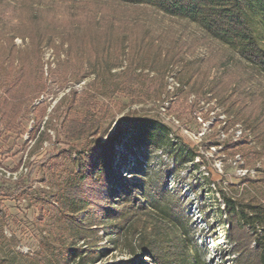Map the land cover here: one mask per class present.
Segmentation results:
<instances>
[{"label": "rangeland", "instance_id": "obj_1", "mask_svg": "<svg viewBox=\"0 0 264 264\" xmlns=\"http://www.w3.org/2000/svg\"><path fill=\"white\" fill-rule=\"evenodd\" d=\"M9 47L27 60L29 70L39 62L46 89L24 108L14 132L0 127V264L66 263L64 252L74 239L69 222L80 209L67 192L76 186L73 160L79 153L96 158L100 145L114 137L113 149L124 152L119 162L137 153L147 174L161 175L156 184L161 193L182 194L190 235L204 246L207 262L228 258L230 244L224 226L217 224L222 206L216 191L239 201L264 199V155L257 144L236 139L241 124L225 123L218 100L244 99L252 110L264 111V76H251L233 50L194 23L148 5L112 0H0V55ZM128 72L136 78L133 96L124 92ZM7 77L1 67L0 94ZM86 109L100 124L98 134L67 142L63 121L80 120ZM126 119L165 125L175 145L198 152L193 162L199 165H180L178 173L169 174L168 151H137L132 142L122 147ZM248 140L254 139L248 135ZM234 141L238 145L229 149ZM248 150L257 152L254 158L246 156ZM18 182L22 193L15 190ZM106 190L100 189L101 197ZM155 217L152 210L141 214L128 243L136 244L137 233L150 234L159 223ZM88 236L75 241L106 252L94 264L128 258L126 240L113 241L103 226Z\"/></svg>", "mask_w": 264, "mask_h": 264}, {"label": "trees", "instance_id": "obj_2", "mask_svg": "<svg viewBox=\"0 0 264 264\" xmlns=\"http://www.w3.org/2000/svg\"><path fill=\"white\" fill-rule=\"evenodd\" d=\"M112 1L148 5L167 16L194 23L205 36L233 50L237 58L250 68L251 76H264V0ZM3 54L0 55V68H6L8 77L0 94V127L10 134L16 130L24 108L39 97L46 89V83L40 79L39 62L34 64L33 70H29L27 60L17 56L12 47ZM135 80V76L129 72L124 75L126 94L133 96L137 93ZM162 89L163 86H159L157 94ZM242 100H228L226 96L218 100L228 117L225 123L230 122L232 126L240 123L244 140L241 142L244 145L248 142L250 145L257 144L259 154L264 155V111L256 112ZM123 124L125 135L118 142L119 145L124 147L132 142L139 146L137 151H168L173 157L169 174L178 173L180 165H199L193 162L198 152L175 145L167 137L165 125L153 119H126ZM62 125L67 142L98 134L100 128L92 109H86L80 120L66 118ZM248 135L254 140H248ZM116 140L114 137L100 145L96 158H87L79 153L73 160L77 167L74 173L76 186L67 192L77 199L80 209L78 216H72L74 220L69 222L74 230V239L64 252L65 264H94L106 254L95 245H78L76 238L86 241L90 237L88 235L103 226L113 235V241L118 243L128 238L127 234L139 216L144 213L149 215L151 210L158 216L155 218L159 223L148 235L137 233L136 244L124 241L128 258L112 264H210L208 258L203 256L207 253L204 246L190 235L192 221L187 217L179 190L161 193L159 185H156L160 183L161 175L147 174L137 153L132 152L124 163L119 162L124 152L122 149L119 152L113 149ZM238 142H231L228 148H233ZM256 153L255 150H248L246 156L254 158ZM46 155L49 158L54 154ZM130 178L140 181L135 184L132 179L128 180ZM101 188L107 189L104 198L99 193ZM15 190L22 193V182H18ZM216 192L219 193L222 206L218 209L217 224L224 226V234L231 248L228 258L220 264H264V199L239 201L227 196L222 190ZM80 213L82 220H79Z\"/></svg>", "mask_w": 264, "mask_h": 264}, {"label": "built area", "instance_id": "obj_3", "mask_svg": "<svg viewBox=\"0 0 264 264\" xmlns=\"http://www.w3.org/2000/svg\"><path fill=\"white\" fill-rule=\"evenodd\" d=\"M235 135H236V139H239L241 137V129H237Z\"/></svg>", "mask_w": 264, "mask_h": 264}]
</instances>
